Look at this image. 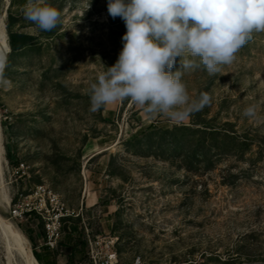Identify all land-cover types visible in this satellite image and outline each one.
<instances>
[{"label": "rangeland", "instance_id": "374dc122", "mask_svg": "<svg viewBox=\"0 0 264 264\" xmlns=\"http://www.w3.org/2000/svg\"><path fill=\"white\" fill-rule=\"evenodd\" d=\"M48 3L62 22L41 31L24 18L26 0H0L8 32L33 35L7 53L0 78V192L11 198L0 213L32 250L62 264H93L92 248L112 242L124 264L139 255L153 264H264V32L221 72L184 73L191 98L211 96L184 121L130 100L94 113L90 86L117 61L125 23L108 14V0ZM248 106L255 118L243 115ZM19 203L38 210L15 217ZM40 210L61 214L55 248Z\"/></svg>", "mask_w": 264, "mask_h": 264}, {"label": "clouds", "instance_id": "9594fccd", "mask_svg": "<svg viewBox=\"0 0 264 264\" xmlns=\"http://www.w3.org/2000/svg\"><path fill=\"white\" fill-rule=\"evenodd\" d=\"M107 9L126 32L117 61L90 86L94 113L130 100L153 116L184 121L211 104L207 92L189 96L184 73L201 67L210 76L221 72L253 33L264 32V0H108ZM23 15L41 31L62 22L48 0H26ZM178 57L181 68L173 71ZM6 66L7 53L0 51V78ZM243 115L255 118V106Z\"/></svg>", "mask_w": 264, "mask_h": 264}, {"label": "bare ground", "instance_id": "6f19581e", "mask_svg": "<svg viewBox=\"0 0 264 264\" xmlns=\"http://www.w3.org/2000/svg\"><path fill=\"white\" fill-rule=\"evenodd\" d=\"M11 50L7 25L0 21V51L8 53ZM1 132L0 129V180L2 181L5 148ZM0 201L10 204L11 198L7 193L0 192ZM0 264H40L28 239L16 224L2 213H0Z\"/></svg>", "mask_w": 264, "mask_h": 264}, {"label": "built area", "instance_id": "2783aa9c", "mask_svg": "<svg viewBox=\"0 0 264 264\" xmlns=\"http://www.w3.org/2000/svg\"><path fill=\"white\" fill-rule=\"evenodd\" d=\"M28 206H29V203L16 204V206L13 209L14 216L15 217L22 216L25 213V211L32 212L33 209L38 210L36 206H33V207H28ZM39 213L43 216V218L48 220V223H47L48 240L46 242V245L49 248H55L57 247L59 240L61 238V232L56 222V221H59L61 214L59 215L56 214L54 217L49 216L47 218L42 212V210H40ZM90 256H91L93 264H124L123 262L119 260L118 253L116 251V248L113 242L111 246H106L105 250L102 252H99L98 250H95V248H92ZM130 264H153V263L147 262L143 258V256L139 255L136 258H134Z\"/></svg>", "mask_w": 264, "mask_h": 264}, {"label": "trees", "instance_id": "16d2710c", "mask_svg": "<svg viewBox=\"0 0 264 264\" xmlns=\"http://www.w3.org/2000/svg\"><path fill=\"white\" fill-rule=\"evenodd\" d=\"M15 19L16 18L12 14H10V20L8 23L9 27L12 25ZM8 33L12 51H17L24 48L33 39L32 34L21 31H14L11 28L9 29ZM33 252L40 264H58L56 258L53 259L51 254L47 251L38 252L37 249L34 247Z\"/></svg>", "mask_w": 264, "mask_h": 264}, {"label": "crops", "instance_id": "0c3cea01", "mask_svg": "<svg viewBox=\"0 0 264 264\" xmlns=\"http://www.w3.org/2000/svg\"><path fill=\"white\" fill-rule=\"evenodd\" d=\"M43 251H44V250H43ZM38 252H42V250H39ZM56 260H57V263H58V264H62V263L60 262V260H59L58 257L56 258ZM67 261H68V260L66 259V260L63 262V264H67Z\"/></svg>", "mask_w": 264, "mask_h": 264}]
</instances>
